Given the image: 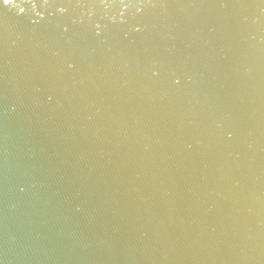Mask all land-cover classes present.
<instances>
[{
    "label": "water",
    "instance_id": "obj_1",
    "mask_svg": "<svg viewBox=\"0 0 264 264\" xmlns=\"http://www.w3.org/2000/svg\"><path fill=\"white\" fill-rule=\"evenodd\" d=\"M0 264H264V0H0Z\"/></svg>",
    "mask_w": 264,
    "mask_h": 264
},
{
    "label": "snow or ice",
    "instance_id": "obj_2",
    "mask_svg": "<svg viewBox=\"0 0 264 264\" xmlns=\"http://www.w3.org/2000/svg\"><path fill=\"white\" fill-rule=\"evenodd\" d=\"M4 4L7 5L11 2V0H3Z\"/></svg>",
    "mask_w": 264,
    "mask_h": 264
}]
</instances>
